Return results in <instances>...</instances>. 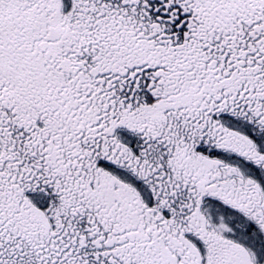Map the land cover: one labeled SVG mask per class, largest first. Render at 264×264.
<instances>
[{"label": "snow or ice", "instance_id": "1", "mask_svg": "<svg viewBox=\"0 0 264 264\" xmlns=\"http://www.w3.org/2000/svg\"><path fill=\"white\" fill-rule=\"evenodd\" d=\"M0 264H264V0H0Z\"/></svg>", "mask_w": 264, "mask_h": 264}]
</instances>
